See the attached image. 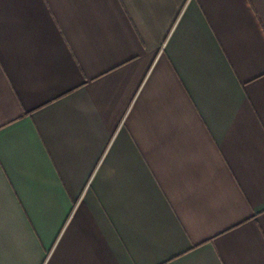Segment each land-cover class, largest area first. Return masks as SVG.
Segmentation results:
<instances>
[{
    "label": "crops",
    "instance_id": "0c3cea01",
    "mask_svg": "<svg viewBox=\"0 0 264 264\" xmlns=\"http://www.w3.org/2000/svg\"><path fill=\"white\" fill-rule=\"evenodd\" d=\"M0 264H264V0H0Z\"/></svg>",
    "mask_w": 264,
    "mask_h": 264
}]
</instances>
